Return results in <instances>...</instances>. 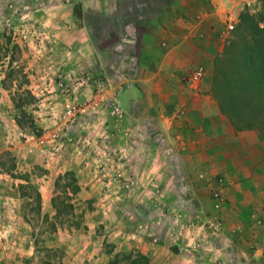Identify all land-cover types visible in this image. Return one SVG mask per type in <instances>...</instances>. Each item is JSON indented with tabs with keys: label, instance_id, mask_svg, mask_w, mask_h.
Masks as SVG:
<instances>
[{
	"label": "rangeland",
	"instance_id": "obj_1",
	"mask_svg": "<svg viewBox=\"0 0 264 264\" xmlns=\"http://www.w3.org/2000/svg\"><path fill=\"white\" fill-rule=\"evenodd\" d=\"M118 1L0 0V264H156L153 257L160 264H223L214 253L224 227V180L205 182L208 216L177 211L167 173L171 141L155 135L141 114L148 101L143 89L117 84L99 53L85 56V39L109 44L110 38L94 42L95 27L106 29L102 14L130 6ZM258 14L264 29L263 4L251 15ZM208 22V52L179 82L206 68L210 94L225 110L231 96L223 52L237 27L222 40L223 19ZM241 36L243 42L246 29ZM159 149L169 158L154 164ZM159 165L154 172L161 178H153ZM216 180L218 208L211 198ZM196 229L202 234L193 240Z\"/></svg>",
	"mask_w": 264,
	"mask_h": 264
},
{
	"label": "crops",
	"instance_id": "obj_2",
	"mask_svg": "<svg viewBox=\"0 0 264 264\" xmlns=\"http://www.w3.org/2000/svg\"><path fill=\"white\" fill-rule=\"evenodd\" d=\"M137 1L135 5L136 1L122 0L130 9L102 14L106 29L95 27L100 36L94 42L110 38L109 44L103 48L85 39V56L99 53L96 59L108 74H116L117 84L137 83L143 89L148 101L141 114L152 120L155 135L171 141L167 173L174 208L187 211L191 218L195 212L208 216L210 186L205 182L220 176L226 203L219 215L224 227L214 254L223 264H264V140L255 129H232L210 94L206 68L195 88L179 82V74L202 63L208 52V20L222 21L227 12L237 14L241 4L239 0ZM198 7L199 13L193 11ZM107 46L110 54L105 56ZM173 110L183 111V117H176ZM168 158L159 149L152 161L161 164ZM160 167L152 170L153 178H161L154 172ZM192 234L196 240L202 232L196 229ZM161 260L153 257L152 263Z\"/></svg>",
	"mask_w": 264,
	"mask_h": 264
},
{
	"label": "trees",
	"instance_id": "obj_3",
	"mask_svg": "<svg viewBox=\"0 0 264 264\" xmlns=\"http://www.w3.org/2000/svg\"><path fill=\"white\" fill-rule=\"evenodd\" d=\"M262 19V14L238 15L237 34L223 52L230 73L224 90L231 99L228 109L219 108V112L235 130H259L260 139L264 140V29L258 25ZM243 28L247 38L241 42L242 36L240 41L237 36ZM170 249L176 252L175 248Z\"/></svg>",
	"mask_w": 264,
	"mask_h": 264
},
{
	"label": "built area",
	"instance_id": "obj_4",
	"mask_svg": "<svg viewBox=\"0 0 264 264\" xmlns=\"http://www.w3.org/2000/svg\"><path fill=\"white\" fill-rule=\"evenodd\" d=\"M239 2L241 4V8L239 11H243L251 15L258 11L264 1L262 2V0H239ZM223 15V29L219 33V38L225 40L227 38V34L231 33V31H233L234 27L236 26L238 15L228 12L224 13ZM202 75V69L197 68L191 71L184 78V80L186 81V84H189L191 88H195V86L202 78ZM214 183L215 188L212 189L211 198L213 200L214 207L218 208L223 202V196H221L220 192V190L222 189V185L220 180H216Z\"/></svg>",
	"mask_w": 264,
	"mask_h": 264
}]
</instances>
